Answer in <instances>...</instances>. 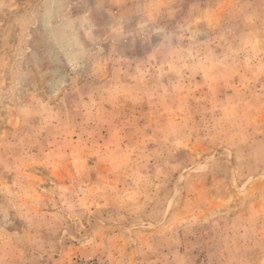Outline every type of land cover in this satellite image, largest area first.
I'll return each instance as SVG.
<instances>
[{"label":"rangeland","instance_id":"rangeland-1","mask_svg":"<svg viewBox=\"0 0 264 264\" xmlns=\"http://www.w3.org/2000/svg\"><path fill=\"white\" fill-rule=\"evenodd\" d=\"M0 264H264V0H0Z\"/></svg>","mask_w":264,"mask_h":264}]
</instances>
